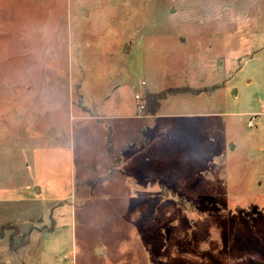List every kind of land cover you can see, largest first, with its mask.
Here are the masks:
<instances>
[{"label": "rangeland", "instance_id": "obj_1", "mask_svg": "<svg viewBox=\"0 0 264 264\" xmlns=\"http://www.w3.org/2000/svg\"><path fill=\"white\" fill-rule=\"evenodd\" d=\"M2 149L0 264H264V0H0Z\"/></svg>", "mask_w": 264, "mask_h": 264}, {"label": "crops", "instance_id": "obj_2", "mask_svg": "<svg viewBox=\"0 0 264 264\" xmlns=\"http://www.w3.org/2000/svg\"><path fill=\"white\" fill-rule=\"evenodd\" d=\"M144 82V80H142ZM141 81V82H142ZM118 82L114 83L115 86H112L111 89H109L107 92H104L101 96L100 99V104H104V102L106 101V99L109 97V95L113 92H115V90L118 88ZM141 84V83H140ZM146 85V82H144V84L140 85V90H137L139 92H141L144 96L145 95H151V94H157L159 95L156 98V103L157 105L153 106V108H148V110H146V115L144 117H138L136 114V109H135V102H133V106H132V101H131V110H129L123 102H117L116 103V107H115V112L116 115L114 116L115 120H117L115 122V127L119 125L122 132H129L130 134H128L127 136H125L122 140V142L120 143V145L118 146V150H125L126 149V153L125 155H122V152H116L115 156H114V162L116 164V167L118 168L119 166L125 165L126 162H128V157H127V150H128V143L130 141H135L137 138L139 139V137H141L143 140L142 142H139L140 140L136 141L137 145L136 147L138 149H142L145 146V138L144 135L142 134L143 132H146V130L150 129V124L149 121L146 122L147 119H150V117H154L156 116V112L159 109L160 106V102L161 100L166 97L167 94H176V95H185V94H190V95H199V94H204L207 91L206 90H202L199 92H193L191 90H187L184 93H178V92H173V91H166L167 87H161L158 84L152 85L151 89H144L143 87ZM166 88V89H165ZM166 91V92H164ZM164 92V93H163ZM135 94V93H134ZM103 116V115H102ZM146 119V120H145ZM139 120V121H137ZM110 125H107V128H110ZM110 142V139H109ZM130 149V148H129ZM7 149H2L0 150V155H1V151L5 152ZM7 152V151H6ZM110 153H113V150L110 151ZM4 154V153H3ZM5 156V154L3 155ZM115 169V168H114ZM111 172L105 173V175H109ZM5 175L0 172V227H3L5 225H12V226H16V228L19 230V227L15 224V222L19 221V218H7L5 215L7 214V207H9L10 204H12V206L10 207L13 211H17V210H21L20 209V197H17L15 194L18 191H12V189L10 190V196H7L5 194V188L7 187L6 183L4 182L5 180H3V177ZM101 178V177H100ZM142 180L144 179H150V178H141ZM139 179V181L141 180ZM36 188V194L39 191V188L37 186H34ZM20 199V200H19ZM6 204V205H5ZM36 217V216H35ZM32 217H28V215H24V218L22 217L21 219H25L30 221V224L32 223V221L35 219ZM30 230L32 231L33 228L32 225L29 226ZM5 238V234L0 235V239H4Z\"/></svg>", "mask_w": 264, "mask_h": 264}, {"label": "built area", "instance_id": "obj_3", "mask_svg": "<svg viewBox=\"0 0 264 264\" xmlns=\"http://www.w3.org/2000/svg\"><path fill=\"white\" fill-rule=\"evenodd\" d=\"M141 84H144V82L142 81ZM134 102L137 116L144 117L146 115L145 96L139 91L135 92Z\"/></svg>", "mask_w": 264, "mask_h": 264}, {"label": "trees", "instance_id": "obj_4", "mask_svg": "<svg viewBox=\"0 0 264 264\" xmlns=\"http://www.w3.org/2000/svg\"><path fill=\"white\" fill-rule=\"evenodd\" d=\"M158 96L159 95H157V94L145 95L146 110H148L149 104L151 105V108H153V106L157 105L156 98ZM0 235H2V234H0ZM9 244H10V246H13L10 239H9Z\"/></svg>", "mask_w": 264, "mask_h": 264}]
</instances>
